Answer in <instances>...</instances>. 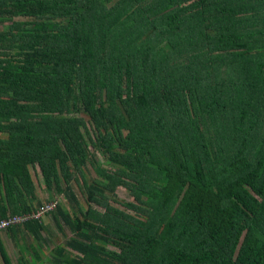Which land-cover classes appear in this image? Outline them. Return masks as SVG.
I'll use <instances>...</instances> for the list:
<instances>
[{
	"label": "trees",
	"instance_id": "obj_1",
	"mask_svg": "<svg viewBox=\"0 0 264 264\" xmlns=\"http://www.w3.org/2000/svg\"><path fill=\"white\" fill-rule=\"evenodd\" d=\"M48 204L17 264H264V0H0V220Z\"/></svg>",
	"mask_w": 264,
	"mask_h": 264
},
{
	"label": "rangeland",
	"instance_id": "obj_2",
	"mask_svg": "<svg viewBox=\"0 0 264 264\" xmlns=\"http://www.w3.org/2000/svg\"><path fill=\"white\" fill-rule=\"evenodd\" d=\"M99 162H102L101 161V157L98 158ZM105 166V165H104ZM91 175H92V172L90 171ZM35 180V179H34ZM36 182V181H35ZM37 195H38V198L39 200H42L43 204H45V199H46V196L47 194H45L44 191L42 190H38L37 189ZM116 195H117V198L119 200H129V196L122 191H117L116 192ZM55 199H57L58 201H62L61 199V196L60 197H56ZM82 200V198L80 199ZM96 208V210H99L97 207H94ZM44 222L47 223V230L43 233V236L45 238L48 239V241L46 243H44V245H42V250H43V254L44 256H48V253L50 251V249L57 243V242H61L63 241V236L61 233L65 234L66 236L69 235L68 231L66 229H63V231L60 233L57 229V227L55 226L54 222L52 221L51 219V216L48 214L46 217H44ZM0 237L3 241V244L5 246V249L8 253V255L10 256L11 258V261L13 264H17V260L20 256H23V250L25 249L24 246H21V244L19 245V247H21V250L19 248H17V246H15L16 244L13 243L11 241V237H9L8 235H6L5 231L4 232H0ZM13 240V239H12ZM26 244L27 243H31L33 242L32 241V237L29 236L26 240H25ZM21 251V252H20ZM21 253V254H20ZM27 261L29 262L30 260H33V254L32 252L30 253H27L25 255ZM44 259V257H43Z\"/></svg>",
	"mask_w": 264,
	"mask_h": 264
},
{
	"label": "built area",
	"instance_id": "obj_3",
	"mask_svg": "<svg viewBox=\"0 0 264 264\" xmlns=\"http://www.w3.org/2000/svg\"><path fill=\"white\" fill-rule=\"evenodd\" d=\"M53 208H54V204H48L31 214H27V215L25 214L22 216L20 215V216H13V217H7L5 219H1L0 230L2 231L12 225L20 224L27 219H41L44 216V214H46L48 211L53 210Z\"/></svg>",
	"mask_w": 264,
	"mask_h": 264
},
{
	"label": "bare ground",
	"instance_id": "obj_4",
	"mask_svg": "<svg viewBox=\"0 0 264 264\" xmlns=\"http://www.w3.org/2000/svg\"><path fill=\"white\" fill-rule=\"evenodd\" d=\"M25 222H26V221H25ZM25 222H24V223H25Z\"/></svg>",
	"mask_w": 264,
	"mask_h": 264
},
{
	"label": "crops",
	"instance_id": "obj_5",
	"mask_svg": "<svg viewBox=\"0 0 264 264\" xmlns=\"http://www.w3.org/2000/svg\"><path fill=\"white\" fill-rule=\"evenodd\" d=\"M10 257V256H9Z\"/></svg>",
	"mask_w": 264,
	"mask_h": 264
}]
</instances>
